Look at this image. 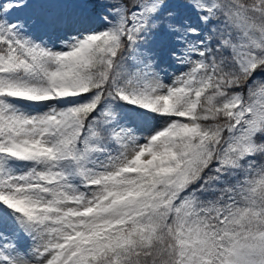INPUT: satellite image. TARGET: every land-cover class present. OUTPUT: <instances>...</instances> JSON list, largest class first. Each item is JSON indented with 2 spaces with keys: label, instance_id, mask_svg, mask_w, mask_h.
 Here are the masks:
<instances>
[{
  "label": "snow or ice",
  "instance_id": "obj_1",
  "mask_svg": "<svg viewBox=\"0 0 264 264\" xmlns=\"http://www.w3.org/2000/svg\"><path fill=\"white\" fill-rule=\"evenodd\" d=\"M0 264H264V0H0Z\"/></svg>",
  "mask_w": 264,
  "mask_h": 264
}]
</instances>
